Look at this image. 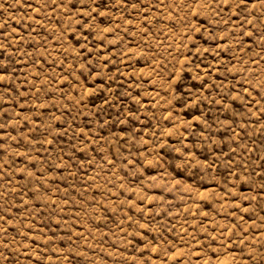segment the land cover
Segmentation results:
<instances>
[{
    "label": "rangeland",
    "instance_id": "374dc122",
    "mask_svg": "<svg viewBox=\"0 0 264 264\" xmlns=\"http://www.w3.org/2000/svg\"><path fill=\"white\" fill-rule=\"evenodd\" d=\"M0 264H264V0H0Z\"/></svg>",
    "mask_w": 264,
    "mask_h": 264
}]
</instances>
